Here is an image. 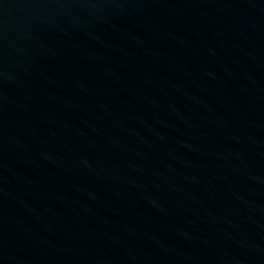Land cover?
I'll list each match as a JSON object with an SVG mask.
<instances>
[{"label": "water", "instance_id": "water-1", "mask_svg": "<svg viewBox=\"0 0 264 264\" xmlns=\"http://www.w3.org/2000/svg\"><path fill=\"white\" fill-rule=\"evenodd\" d=\"M0 264H264V0H0Z\"/></svg>", "mask_w": 264, "mask_h": 264}]
</instances>
